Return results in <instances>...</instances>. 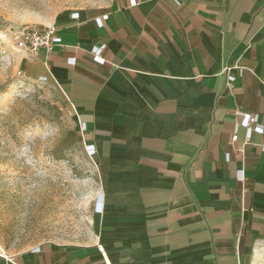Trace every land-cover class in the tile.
Returning a JSON list of instances; mask_svg holds the SVG:
<instances>
[{"label": "crops", "instance_id": "obj_1", "mask_svg": "<svg viewBox=\"0 0 264 264\" xmlns=\"http://www.w3.org/2000/svg\"><path fill=\"white\" fill-rule=\"evenodd\" d=\"M56 30L22 70L57 88L93 148L100 213L88 245L0 264H254L264 147L236 113L264 126V0H112Z\"/></svg>", "mask_w": 264, "mask_h": 264}, {"label": "rangeland", "instance_id": "obj_2", "mask_svg": "<svg viewBox=\"0 0 264 264\" xmlns=\"http://www.w3.org/2000/svg\"><path fill=\"white\" fill-rule=\"evenodd\" d=\"M112 0H0V247L88 245L100 213V171L48 82L22 70L15 37ZM254 264H264V247Z\"/></svg>", "mask_w": 264, "mask_h": 264}, {"label": "built area", "instance_id": "obj_3", "mask_svg": "<svg viewBox=\"0 0 264 264\" xmlns=\"http://www.w3.org/2000/svg\"><path fill=\"white\" fill-rule=\"evenodd\" d=\"M71 16L74 19L77 17V14H72ZM56 32V24L25 27L15 37V49L18 53L20 52L30 59H35L41 53H50L54 47L60 44V39L56 36ZM236 116L240 119V125L246 129L245 143H249L251 135L257 133L262 139V146L264 147V126L257 125L256 117L245 112H237ZM236 139L237 136L234 134L231 137V143ZM85 148L88 156L92 157L94 155L93 148L89 145H85ZM238 180L243 181V175L241 173H238ZM34 251L37 252L39 250L34 249ZM0 259L6 262L10 261V257L5 254L1 247Z\"/></svg>", "mask_w": 264, "mask_h": 264}]
</instances>
